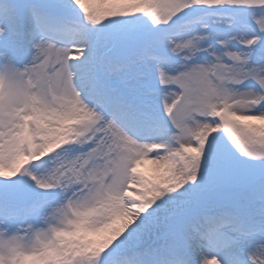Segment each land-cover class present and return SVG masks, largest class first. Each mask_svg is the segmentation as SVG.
<instances>
[{"label": "snow or ice", "instance_id": "obj_1", "mask_svg": "<svg viewBox=\"0 0 264 264\" xmlns=\"http://www.w3.org/2000/svg\"><path fill=\"white\" fill-rule=\"evenodd\" d=\"M0 264H264V0H0Z\"/></svg>", "mask_w": 264, "mask_h": 264}, {"label": "bare ground", "instance_id": "obj_2", "mask_svg": "<svg viewBox=\"0 0 264 264\" xmlns=\"http://www.w3.org/2000/svg\"><path fill=\"white\" fill-rule=\"evenodd\" d=\"M151 168V165H149L148 169Z\"/></svg>", "mask_w": 264, "mask_h": 264}]
</instances>
